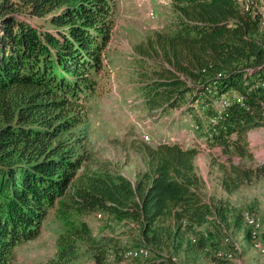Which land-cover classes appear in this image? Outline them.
<instances>
[{
	"label": "trees",
	"instance_id": "1",
	"mask_svg": "<svg viewBox=\"0 0 264 264\" xmlns=\"http://www.w3.org/2000/svg\"><path fill=\"white\" fill-rule=\"evenodd\" d=\"M252 1L246 11L236 0H173L179 16L174 28L139 45L160 67L144 88L151 109L194 112L199 101L205 106L237 92L244 104L234 101L218 111L223 119L213 143L233 148L242 160L254 159L247 132L264 126V88L256 87L264 85V0ZM114 13L113 0H0V264H15L16 247L39 236L49 210L71 185L73 210L99 211L137 227L142 244L134 250L148 251L149 259L151 248L158 256L179 249L188 233H199L196 245L212 254L219 248L200 228L210 218L225 220L227 208L202 196L196 147L143 144L146 170L136 181L109 166L78 174L91 160L84 148L87 103ZM255 177H264V162L251 167L232 161L222 186L231 193ZM70 231L59 241V264L77 257L79 240L96 264H109L110 238L94 239L85 221Z\"/></svg>",
	"mask_w": 264,
	"mask_h": 264
},
{
	"label": "rangeland",
	"instance_id": "2",
	"mask_svg": "<svg viewBox=\"0 0 264 264\" xmlns=\"http://www.w3.org/2000/svg\"><path fill=\"white\" fill-rule=\"evenodd\" d=\"M236 1L243 7L253 2ZM113 3L114 27L104 49L103 67L94 75L95 91L87 103L89 133L84 148L88 149L91 160L84 163L78 174L109 166L136 181L146 170L145 154L141 149L143 144L155 147L162 143H178L185 148L196 147L199 152L195 164L202 196L212 206L221 204L227 208L225 220L210 218L200 228V233L208 238L212 236L209 241L214 240L219 247L215 251L226 254L228 259L219 260L215 251L212 254V246H207L210 250L197 246L195 242L201 236L199 233L192 236L188 233L177 250H163V254L158 256L151 248L150 259H132L130 252L140 249L142 244L138 228L112 216L100 217L99 214L103 213L99 211L78 214L71 208L74 194L71 185L49 210L39 236L16 247L15 264H59V241L64 235H69L79 221L88 224L94 239L110 238L108 250L111 251L106 257L109 264H233L226 261L236 260L244 244L264 256L259 244V237L264 241V177H255L231 193L222 186V178L232 161L251 167L264 162V126L247 132L245 140L254 159L245 156L242 160L233 148L225 150L215 141L213 143L214 135L218 134L217 125L223 119L217 117L218 111L223 112L222 102L226 100L230 106L234 101L241 103L237 94L212 98L211 104L205 106L199 101L193 106L194 112L186 107L166 105L149 108L144 88L160 67L154 57L142 54L139 45L144 47L158 31L174 28L179 19L178 11L173 0H113ZM259 5L264 11V2H259ZM33 21L39 24L43 20ZM209 94L213 92L209 91ZM208 108L213 110L210 115H207ZM183 129L188 133L180 139L178 134ZM248 218L257 221L255 228L247 225ZM77 245V257L66 264H96L89 245L84 240H79ZM172 257L177 261L174 262Z\"/></svg>",
	"mask_w": 264,
	"mask_h": 264
},
{
	"label": "bare ground",
	"instance_id": "3",
	"mask_svg": "<svg viewBox=\"0 0 264 264\" xmlns=\"http://www.w3.org/2000/svg\"><path fill=\"white\" fill-rule=\"evenodd\" d=\"M253 5H254L253 2H249V3H247V4L244 6V10H246V11L250 10V9L253 7ZM259 14H260V24H261V26L264 28V11L260 10ZM256 87H262V88H264V85H263V84H257ZM231 96H233V95H231ZM240 99H241V98H240ZM240 101H241V103L243 102L242 99H241ZM229 107H230V104H228L227 101L224 100V101L222 102V107H221V109L225 112V110L228 109ZM99 216H100V217H101V216L103 217L104 215L99 214ZM247 225H248L249 227H251V228H255V227L257 226V221H256L254 218H248V219H247ZM218 252H219V251H218ZM218 252H216V253H217V257H218L219 260H223V259L226 260V259H228L227 257H225V256H227L226 254L221 253V252L218 253ZM263 253H264V250H263ZM131 256H132V259H135V260H138L140 257H142V258H148V257H149V252L146 251V250H133V251L130 253V257H131ZM224 257H225V258H224ZM173 261L176 262L177 259H176V258H173Z\"/></svg>",
	"mask_w": 264,
	"mask_h": 264
},
{
	"label": "crops",
	"instance_id": "4",
	"mask_svg": "<svg viewBox=\"0 0 264 264\" xmlns=\"http://www.w3.org/2000/svg\"><path fill=\"white\" fill-rule=\"evenodd\" d=\"M188 130L183 129L178 134V137L180 139L184 138V136H187ZM259 237V244L261 246L260 251L264 255V241L261 240ZM243 249H241L240 255H236V260L232 261H226V262H232L233 264H264V256L259 255V252H256L252 250L251 248H248L245 244L243 245ZM229 251V250H228Z\"/></svg>",
	"mask_w": 264,
	"mask_h": 264
},
{
	"label": "built area",
	"instance_id": "5",
	"mask_svg": "<svg viewBox=\"0 0 264 264\" xmlns=\"http://www.w3.org/2000/svg\"><path fill=\"white\" fill-rule=\"evenodd\" d=\"M226 94H231V95H233V96H236V91H235V90H233V91H229V92L226 93Z\"/></svg>",
	"mask_w": 264,
	"mask_h": 264
}]
</instances>
